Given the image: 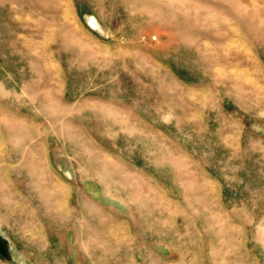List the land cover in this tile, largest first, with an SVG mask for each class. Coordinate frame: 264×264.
<instances>
[{
    "label": "rangeland",
    "instance_id": "rangeland-1",
    "mask_svg": "<svg viewBox=\"0 0 264 264\" xmlns=\"http://www.w3.org/2000/svg\"><path fill=\"white\" fill-rule=\"evenodd\" d=\"M252 15L264 0H0V128H23L0 135V264H264ZM88 229L111 242L85 250Z\"/></svg>",
    "mask_w": 264,
    "mask_h": 264
},
{
    "label": "bare ground",
    "instance_id": "bare-ground-1",
    "mask_svg": "<svg viewBox=\"0 0 264 264\" xmlns=\"http://www.w3.org/2000/svg\"><path fill=\"white\" fill-rule=\"evenodd\" d=\"M239 4V3H238ZM240 5L239 4V8H240ZM227 10L229 11H233L234 12V9H236L234 7V5H232L230 8H226ZM239 10V9H238ZM240 11V10H239ZM235 14V12H234ZM236 15V14H235ZM236 19H239L240 17H237V15L235 16ZM194 20H197L196 18ZM193 20V21H194ZM241 20V19H239ZM252 20L254 22L255 20V23H256V26L257 28L260 27V30L264 31V19L263 18H259L258 16H253L252 15ZM95 21V20H94ZM96 23V22H94ZM253 25V24H252ZM255 26V27H256ZM191 28H193V26H191ZM194 31V30H193ZM192 32H190V35L193 36ZM190 35H188V38L190 39ZM190 36V37H189ZM187 38V37H186ZM22 124V123H20ZM18 124L14 127H12L10 130H5L4 128H0V135L1 134H7L9 137L11 135V137L13 136L12 133L14 130H17V129H20V130H23L22 126ZM26 128H25V132L27 133H30V134H34L35 133V130L32 129V128H28V126L24 125ZM6 131V132H5ZM22 134H25L24 132H21ZM1 139V138H0ZM11 142V139H9V141H7V143ZM41 144V143H40ZM32 145V144H31ZM38 145V144H37ZM37 147V146H36ZM40 147V146H39ZM42 147V146H41ZM19 150V149H18ZM35 149L32 148V149H29L26 153V157H28L31 161V169H34L33 172H35V177L37 179H39L41 181V179L43 178L44 176V172L41 170V167H40V164H39V159H37V157L35 156ZM24 152V151H23ZM108 166V163L106 164ZM103 166L105 167V163L103 164ZM102 166V167H103ZM103 167V168H104ZM5 173L4 171V168L0 167V191H2V193L0 195L1 196V199H4V198H7L8 199V202H13L14 201V198L13 197H10V196H7L5 193V190H4V177L3 174ZM100 175V174H99ZM1 177L3 179H1ZM111 178V177H110ZM106 184H113L114 183V180L112 178V180L110 179H106ZM46 188V187H45ZM44 196V198L42 199L44 201V208H48L50 210H52L53 214L56 216V218H63V217H67L69 212L67 210V205H66V200H65V193H64V190L63 191H60V189H58L56 186H54L53 188H51L50 192L49 193H43L42 194ZM128 199V198H127ZM130 199V198H129ZM128 199V200H129ZM132 202V201H131ZM15 207L18 209V210H25V207L20 204L18 201H15ZM89 210L91 209L90 206H88ZM26 211V210H25ZM24 212V211H21V213ZM26 215H27V211L25 212ZM29 216V215H28ZM27 220V219H26ZM27 229H29L28 226H26ZM30 230V229H29ZM90 230V238L88 237L87 239L86 238H82V241H81V245L82 247L86 250V249H89L91 251H95V249L98 247L97 244L98 243H101L103 244L105 247L111 242L112 240V232L109 230L107 233V237L105 238H101L99 236H97L98 234H96V231L95 230H91V229H88ZM33 237V236H32ZM118 238V237H117ZM8 241V240H7ZM117 241V240H116ZM120 242V241H118ZM9 243V242H8ZM104 249V248H102Z\"/></svg>",
    "mask_w": 264,
    "mask_h": 264
},
{
    "label": "water",
    "instance_id": "water-1",
    "mask_svg": "<svg viewBox=\"0 0 264 264\" xmlns=\"http://www.w3.org/2000/svg\"><path fill=\"white\" fill-rule=\"evenodd\" d=\"M0 256L6 260H12L9 243L2 235H0Z\"/></svg>",
    "mask_w": 264,
    "mask_h": 264
},
{
    "label": "crops",
    "instance_id": "crops-1",
    "mask_svg": "<svg viewBox=\"0 0 264 264\" xmlns=\"http://www.w3.org/2000/svg\"><path fill=\"white\" fill-rule=\"evenodd\" d=\"M4 171H5V170H4ZM0 175H1V174H0ZM3 176H5V177H6V176H9V175H8V174H6V173H4V174H3ZM5 177H4V178H5Z\"/></svg>",
    "mask_w": 264,
    "mask_h": 264
}]
</instances>
